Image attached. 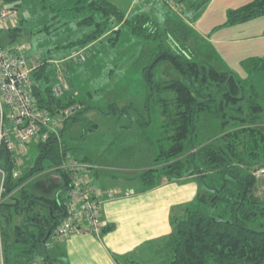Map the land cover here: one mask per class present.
Returning <instances> with one entry per match:
<instances>
[{
  "label": "trees",
  "instance_id": "trees-1",
  "mask_svg": "<svg viewBox=\"0 0 264 264\" xmlns=\"http://www.w3.org/2000/svg\"><path fill=\"white\" fill-rule=\"evenodd\" d=\"M2 1L3 5L21 8L20 0ZM164 1L174 8L182 3V7L196 14L210 0ZM70 10L89 12L77 22L83 34L56 49L87 48L109 35L119 40L124 27L131 28L144 44L146 63L141 66L148 88V118L141 116L140 125L142 130L156 126L157 142L152 148L157 155L153 165L137 167L141 171L129 178L139 180L145 189L154 188L163 180L176 181L189 176H194L199 185L193 201L172 209V233L146 244L155 257L151 264H157V256L161 259L159 264H264V199L256 195L258 179L250 170L254 163L264 165V106L255 88L246 87L233 71L220 66L210 48L195 31L181 24L177 14V20H166L161 29L143 10L133 9L127 16L109 0H77L75 5L59 12ZM261 16L264 0H253L229 11L226 25L242 24ZM65 21L62 25L71 22ZM23 23L24 20L19 21L15 29L0 32V45L15 41ZM50 26L44 29L49 31ZM252 63L253 69H264V58ZM163 65L173 73L169 79L157 78ZM52 72L43 61L33 74L34 95L41 106L53 115L67 107L80 105L81 109L65 122L61 138L52 134L44 142H34L40 154L25 176L12 179L14 159L5 149L1 150L0 166L8 174L6 187L21 188L12 214L25 217L24 224L15 223L13 216L9 218L10 226L4 232L6 264H54L46 243L64 218L66 199L36 196L24 190L23 185L43 173L48 161L49 168L64 180L63 190L68 189L70 174L58 168L75 158L62 138L68 122L79 121L81 115L91 110L78 104L75 95L67 97L65 93V98L60 99L53 96L54 84L48 85L56 81ZM108 107L106 114L129 112V107L119 109L115 104ZM82 162L89 161L84 158ZM95 170L96 167L91 173ZM33 221L44 224L46 238L41 244L35 239L38 230L26 229ZM111 230L113 226L104 227L102 234ZM114 258L118 264H148L134 260L131 255Z\"/></svg>",
  "mask_w": 264,
  "mask_h": 264
},
{
  "label": "rangeland",
  "instance_id": "rangeland-1",
  "mask_svg": "<svg viewBox=\"0 0 264 264\" xmlns=\"http://www.w3.org/2000/svg\"><path fill=\"white\" fill-rule=\"evenodd\" d=\"M76 1L20 0L19 21L24 20L22 30L15 41L5 45L9 48H21L28 55L31 63L37 66L36 69H39V65H42L44 61L45 65H49L53 70L51 76L55 77L56 80L48 85L51 86L60 81H66L69 85V89L65 92L66 96L72 97L75 95L78 104L81 103L83 107L91 108V110L80 116L79 121H70L66 125L62 140L71 148L72 158H77L76 160L79 163L86 158L91 162L86 164L94 165L96 169H109V171L116 164L125 165L130 169L135 168L136 172L129 171L130 174L135 175L141 171L137 167L142 168L153 165V159L157 155L152 148L154 142H157L156 126L153 129L146 126L142 130L140 125L143 122L141 116L148 118L146 111L148 88L144 81L141 66L142 63H146V56L143 55L144 44L140 42L138 36L131 32V28L124 27L119 40L114 38L113 35H109L99 39L87 48L72 49L66 47L56 49V46L67 45L83 34V28L77 22L87 16L89 12L75 10L62 14L59 12L62 8L72 7ZM126 1H128V4H126L128 6L130 0ZM137 1L138 4L135 6ZM1 2L3 3L2 0H0ZM122 3L124 5L125 1ZM208 3L209 1L207 5ZM211 3L212 0H210L208 6ZM134 6V10H143V8L148 7V9L145 8L141 12L150 15L161 29L164 28L166 20L170 18L177 20L176 14L181 17V24L186 26L189 31H194L195 28L203 34H205L204 30H200L202 25L206 27L209 24V29H211L214 22L209 21L211 15L206 13L207 8L205 6L202 7L199 13H196L197 21L195 23L192 13L185 9V6L182 7V3L181 7L177 5L174 8L167 5L164 0H135ZM219 19L220 15H217L215 20L219 21ZM65 20H71V22L62 25L66 22ZM262 20H264V16L250 20L254 22L253 24H256L254 33L257 36L264 35ZM47 25H51L49 27L50 32L44 29ZM40 29L44 30L39 31ZM220 32L222 30L217 32L211 30V34L210 32L205 34L211 42H215L216 47H214L219 48L217 57L215 56L216 62L224 68H228L229 65V69L242 80L246 87L252 85L258 93V100L264 106V69H253L252 60L256 59L242 61L250 55L248 54L250 53L249 49H255L253 47L255 43L264 44V36L252 39L251 45L250 43L244 45L227 40L237 39L230 32V35H226L221 39ZM245 47H249V49L246 50ZM147 48H149V45L146 46ZM74 51H83L85 61L67 60ZM222 60L226 62L222 63ZM172 74L168 66L163 65L157 73V78L169 79ZM45 85H43V88ZM76 94L78 95L76 96ZM109 104H115L119 109L129 107V112L127 111V115H120L121 112L106 114L109 110ZM95 125L96 127L92 128ZM144 132L147 135H144ZM241 150H243L242 147ZM39 154L38 145L32 143L29 146L28 156H21L19 159V166L16 169H20L21 176H25L31 167L35 165ZM109 158H112L113 161H109ZM245 158L246 156H244ZM124 159H127V162ZM1 162L3 163V160ZM44 164V172L36 174L26 181L23 189L36 196L50 199L59 197L61 201L64 200L66 198V191L63 190L64 180L56 175L53 169L49 168L48 161ZM251 166L250 170L253 174L264 167L263 164L256 165V163ZM112 173L117 174L118 172ZM256 179H258L256 195L264 199V177H256ZM18 193L20 194L19 190L15 194L16 198H19ZM24 221L25 217L23 215L15 217V223L24 224ZM2 226L5 232L4 223ZM49 243V252L55 254L58 241L50 240ZM142 248H145V246ZM151 254L152 252L149 254L148 251L144 255L146 260L142 259L141 262L151 264L153 258L155 259ZM159 260L161 259L157 256L155 262L159 264Z\"/></svg>",
  "mask_w": 264,
  "mask_h": 264
},
{
  "label": "crops",
  "instance_id": "crops-1",
  "mask_svg": "<svg viewBox=\"0 0 264 264\" xmlns=\"http://www.w3.org/2000/svg\"><path fill=\"white\" fill-rule=\"evenodd\" d=\"M109 1L116 4L127 16L133 12L135 0H130L128 6L126 0ZM123 1H125L124 5H122ZM252 1L212 0V3L208 6L209 1L208 5L205 6L207 8L206 13L211 15L209 21L214 22L211 29L207 24L206 27L202 25L200 30H204L205 34L207 32L211 34V30L212 32L222 30L220 32L221 39L226 35H230V32L237 37L235 40L232 37V39H227L230 42L244 45L250 43L251 45L252 39L264 36H257L254 33V29H256L254 22L248 21L233 26L226 25V22L229 11ZM1 5H3L2 2ZM192 15L195 23L197 21L196 14L192 13ZM217 15H220L219 21L215 20ZM262 23L264 27V20H262ZM194 31L217 57L219 48H215V42H211L201 31L195 28ZM253 47L255 48L253 50L245 47L246 50L249 49L250 53L248 54L250 55L245 57L242 60L243 62L250 59L260 60L264 58V44L255 43ZM221 62L226 61L222 60ZM124 160L127 162V159ZM109 161H113L112 158H109ZM120 162L122 163L121 159ZM116 171L119 174L112 173ZM129 171L136 172V169L116 164L110 171L109 169H97L90 173V180L101 195V217L104 227L113 226V230L104 235L102 234L100 237L74 234L62 239L57 243L56 253L52 254L56 264H118L115 261V256L130 255L134 260L142 263V259L146 260L144 255L148 251L149 254L151 253L146 244L167 237L172 233L170 222L172 209L193 201L199 191V185L194 176L176 181L163 180L156 187L145 189L139 180L129 178L134 175L130 174ZM143 246L145 248H142Z\"/></svg>",
  "mask_w": 264,
  "mask_h": 264
},
{
  "label": "built area",
  "instance_id": "built-area-1",
  "mask_svg": "<svg viewBox=\"0 0 264 264\" xmlns=\"http://www.w3.org/2000/svg\"><path fill=\"white\" fill-rule=\"evenodd\" d=\"M19 17L18 9L1 5L0 32L15 29L19 25ZM68 59L84 62L86 58L83 51H74ZM36 67L21 48L0 45V154L2 149L12 154L13 180L22 175L20 169L16 168L20 157L28 156L29 146L34 142L46 141L52 134L61 138L60 131L65 122L81 109L80 105L67 107L53 115L47 107H42L34 95L36 84L33 74ZM68 89L67 82L60 81L53 85L52 94L60 99ZM93 168L73 159L58 168L69 172L70 180L66 190L64 218L46 243L47 247L50 240L59 242L74 234L102 235L101 195L90 180ZM7 175L0 166V264H6L1 209L19 190L6 187ZM254 175L264 177V167Z\"/></svg>",
  "mask_w": 264,
  "mask_h": 264
},
{
  "label": "flooded vegetation",
  "instance_id": "flooded-vegetation-1",
  "mask_svg": "<svg viewBox=\"0 0 264 264\" xmlns=\"http://www.w3.org/2000/svg\"><path fill=\"white\" fill-rule=\"evenodd\" d=\"M18 203V200H16V197L13 198L11 201H8L4 204V206L1 209V217H2V221L5 225V228H8L10 226V221L9 218L13 216L12 211H14L15 209V205ZM15 217H18V215L13 216L12 218L14 219ZM7 219H8V224H7ZM31 226L27 225L26 229H29V227H32V229L34 230H38V233L36 234V238L38 243H43L45 238H46V234H44L43 232V222H30L29 223ZM40 237V240H38V238Z\"/></svg>",
  "mask_w": 264,
  "mask_h": 264
},
{
  "label": "water",
  "instance_id": "water-1",
  "mask_svg": "<svg viewBox=\"0 0 264 264\" xmlns=\"http://www.w3.org/2000/svg\"><path fill=\"white\" fill-rule=\"evenodd\" d=\"M6 222H7V224H8V219H7V221H6ZM38 240H40V237L38 238Z\"/></svg>",
  "mask_w": 264,
  "mask_h": 264
}]
</instances>
